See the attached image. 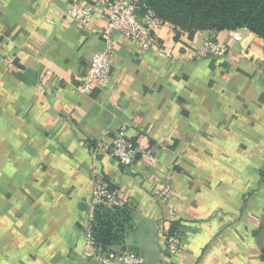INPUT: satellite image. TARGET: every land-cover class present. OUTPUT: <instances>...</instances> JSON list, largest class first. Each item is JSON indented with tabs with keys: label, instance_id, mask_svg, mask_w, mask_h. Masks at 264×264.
<instances>
[{
	"label": "crops",
	"instance_id": "1",
	"mask_svg": "<svg viewBox=\"0 0 264 264\" xmlns=\"http://www.w3.org/2000/svg\"><path fill=\"white\" fill-rule=\"evenodd\" d=\"M103 1L0 0V264H99L85 256L97 182L128 200L119 249L144 264H264V41L201 31L192 48L215 37L231 55L168 60L118 37L110 82L80 94L105 19L67 14ZM123 126L156 161L124 169L100 147ZM167 222L182 240L172 258Z\"/></svg>",
	"mask_w": 264,
	"mask_h": 264
},
{
	"label": "built area",
	"instance_id": "2",
	"mask_svg": "<svg viewBox=\"0 0 264 264\" xmlns=\"http://www.w3.org/2000/svg\"><path fill=\"white\" fill-rule=\"evenodd\" d=\"M97 14L105 19V25L100 31L103 47L92 58L87 68L81 87L78 89L80 94L90 93L95 83L108 84L110 82L118 37L130 40L144 50H157L168 60H179L187 54L192 55L193 60L220 59L231 55L230 46L215 37H208L199 48H192L187 31L163 22L152 10L145 9L139 0H104L101 4L94 2L84 6L74 5L68 11L67 17L75 25L89 28ZM165 26L172 28L173 39L171 42L162 43L159 32ZM233 40L240 42L237 36H234ZM49 76H51V72L46 73V77ZM108 135L109 133L105 134L100 147L115 159L122 168L132 169L142 159L151 162L156 161L155 151L134 142L129 137L127 126L118 130L110 144H107ZM171 193L170 185L164 184L155 196L159 200H165L169 198ZM90 205L91 212L86 226L88 241L85 251L86 258L95 259L99 264H144L145 261L141 257L131 252L119 248L104 250L95 243L93 237L96 209L128 208V200L119 196L106 184L97 182L90 199ZM163 235L166 242V254L171 258L178 256L182 251V240L178 232L173 233L171 231L170 222L164 224Z\"/></svg>",
	"mask_w": 264,
	"mask_h": 264
},
{
	"label": "trees",
	"instance_id": "3",
	"mask_svg": "<svg viewBox=\"0 0 264 264\" xmlns=\"http://www.w3.org/2000/svg\"><path fill=\"white\" fill-rule=\"evenodd\" d=\"M160 20L189 33H221L247 29L264 41V0H139ZM128 208H97L94 212L93 237L104 250L119 248L130 223ZM174 233L176 230L171 228ZM264 262V251L262 254Z\"/></svg>",
	"mask_w": 264,
	"mask_h": 264
},
{
	"label": "water",
	"instance_id": "4",
	"mask_svg": "<svg viewBox=\"0 0 264 264\" xmlns=\"http://www.w3.org/2000/svg\"><path fill=\"white\" fill-rule=\"evenodd\" d=\"M20 69H23L24 70V68H21V67H20ZM19 77L22 78L23 77L22 74H19Z\"/></svg>",
	"mask_w": 264,
	"mask_h": 264
}]
</instances>
